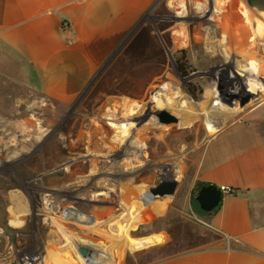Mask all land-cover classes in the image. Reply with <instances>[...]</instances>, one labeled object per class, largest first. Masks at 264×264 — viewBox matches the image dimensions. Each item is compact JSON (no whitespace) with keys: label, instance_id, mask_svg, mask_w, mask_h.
Segmentation results:
<instances>
[{"label":"rangeland","instance_id":"obj_1","mask_svg":"<svg viewBox=\"0 0 264 264\" xmlns=\"http://www.w3.org/2000/svg\"><path fill=\"white\" fill-rule=\"evenodd\" d=\"M143 25L130 76L67 108L40 99L18 64L0 70V118L15 119L0 132L32 139L0 154V264H83L90 247L111 253L107 264H151L219 239L197 221L196 172L208 140L264 101V0H162ZM160 108L180 121L161 123ZM53 133L67 155L20 168ZM170 178L173 196H147ZM155 237L165 242L146 246Z\"/></svg>","mask_w":264,"mask_h":264},{"label":"crops","instance_id":"obj_2","mask_svg":"<svg viewBox=\"0 0 264 264\" xmlns=\"http://www.w3.org/2000/svg\"><path fill=\"white\" fill-rule=\"evenodd\" d=\"M161 1L0 0V62L6 65L0 63V70L18 64L40 99L67 108L94 87L104 90L130 76L131 39ZM64 22L70 30L62 29ZM195 181L194 188L206 183L233 189L214 212L197 218L219 239L151 264H264V101L208 140ZM143 242L129 244L136 249L165 241ZM93 250L85 264L113 258Z\"/></svg>","mask_w":264,"mask_h":264},{"label":"flooded vegetation","instance_id":"obj_3","mask_svg":"<svg viewBox=\"0 0 264 264\" xmlns=\"http://www.w3.org/2000/svg\"><path fill=\"white\" fill-rule=\"evenodd\" d=\"M0 84L7 86L8 83L6 81H0ZM13 121H15V119L1 118L0 119V124H1V126L2 125L6 126L7 127L6 129L8 131H10L11 130L10 129L11 128V123ZM13 136H16L17 137V141H18V144L15 145V146L13 144H9L10 139ZM55 136H56V134L53 133V134L47 136L45 139H42V137H40L38 139V141L40 142L39 143L40 145L39 144L37 145V149H36V151H35V153L33 155V160H31L32 159V157H31V158H29L28 160H26V161H24L22 163L20 162L18 164V165H20V168L22 166L23 167H33V168L35 167L36 170H37V166H38V168H41L43 166L42 163L43 162H47V160L45 158L49 157V155H50L51 158H55L56 160H57V157H58L59 154L62 155V156L63 155H67L66 149H65L66 146H64V145L58 146L56 144L57 140H55ZM0 140L2 142V144H0V154H1V156L6 155V153H9L12 150L14 151L15 147H18V148H21L22 146L27 147L28 144L26 143V141H32V139H30V138H25L24 139L22 137V135H20V134L19 135H13V134H10V133H1V132H0ZM53 142H54V144H52ZM44 167L47 168L48 166H44ZM38 179L41 180L42 177H38ZM5 182H6V185H7V187L9 189H15V188L19 187L17 185V183L15 181H13V180L8 179ZM6 200H9L8 195H6Z\"/></svg>","mask_w":264,"mask_h":264},{"label":"water","instance_id":"obj_4","mask_svg":"<svg viewBox=\"0 0 264 264\" xmlns=\"http://www.w3.org/2000/svg\"><path fill=\"white\" fill-rule=\"evenodd\" d=\"M252 97V93H249V98ZM159 121L164 124L178 123L180 121V113L177 111H171L169 109H162L156 113ZM1 119V118H0ZM178 186V180L170 178L168 180H162L159 184L151 186L146 189V194L149 198L154 199L157 197H171L176 192ZM223 199V191L213 184L203 186L198 190L195 197L199 208L204 213L214 212L221 204Z\"/></svg>","mask_w":264,"mask_h":264},{"label":"bare ground","instance_id":"obj_5","mask_svg":"<svg viewBox=\"0 0 264 264\" xmlns=\"http://www.w3.org/2000/svg\"><path fill=\"white\" fill-rule=\"evenodd\" d=\"M180 13H183V11H181ZM220 20H224V22H225L226 25H227V28H228V31H229V32H230L232 29H235V30L237 29V28L233 27V25H232V23H231L230 21L225 20L224 18H222V19H220ZM223 51H226V50L224 49ZM227 53H232L231 48H228V49H227ZM156 101H159V100L156 99ZM161 109H163V108H160L159 111H160ZM159 111H158V112H159ZM179 112H180V111H179ZM111 125L113 126L114 124L111 123ZM114 126H116V125H114ZM120 129H121V131H122L123 134H125V135H128V134H129L130 127H129L128 125H126V124H121V125H120ZM161 199H162V198H161ZM164 199H165V198H164ZM144 202H145L146 205L150 203L149 199H147L146 197H145V199H144ZM81 259H82V257H81ZM82 261H83V264H85V261H84L83 259H82ZM28 264H29V263H28Z\"/></svg>","mask_w":264,"mask_h":264},{"label":"built area","instance_id":"obj_6","mask_svg":"<svg viewBox=\"0 0 264 264\" xmlns=\"http://www.w3.org/2000/svg\"><path fill=\"white\" fill-rule=\"evenodd\" d=\"M62 29L63 30H70L68 22L63 23ZM72 41H73V39H68L69 43H71ZM222 191H223V193L225 192V193L229 194V193L233 192V189L230 187H226ZM21 263L22 264H27V263H29V264H43V262L41 261V258L38 256L37 257L24 258L23 260H21Z\"/></svg>","mask_w":264,"mask_h":264},{"label":"trees","instance_id":"obj_7","mask_svg":"<svg viewBox=\"0 0 264 264\" xmlns=\"http://www.w3.org/2000/svg\"><path fill=\"white\" fill-rule=\"evenodd\" d=\"M205 185H208V184H206V183H197L195 189H196V190H199L200 188H202V187L205 186ZM201 212H202V211H201ZM202 213L204 214V212H202Z\"/></svg>","mask_w":264,"mask_h":264}]
</instances>
